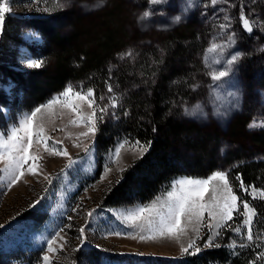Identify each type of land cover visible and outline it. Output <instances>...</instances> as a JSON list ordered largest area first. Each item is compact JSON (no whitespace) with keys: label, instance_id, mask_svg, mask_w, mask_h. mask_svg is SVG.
<instances>
[{"label":"rangeland","instance_id":"rangeland-1","mask_svg":"<svg viewBox=\"0 0 264 264\" xmlns=\"http://www.w3.org/2000/svg\"><path fill=\"white\" fill-rule=\"evenodd\" d=\"M232 4L241 5L254 15L253 35L248 45L244 41L239 42L240 38L237 41L236 31H241L242 28L236 23L238 16L233 12ZM146 12L147 16L144 15ZM226 16L230 18V26L222 29L221 24L229 23L225 20ZM7 17L14 21V31L11 33L17 38L12 58L16 65L9 66L21 75L17 73L14 79L4 72L0 75V131L18 124L25 114L59 96L68 87L87 90L67 85L29 111H20L21 105L15 101V96L20 95V84L25 86L24 91L33 92L22 79L26 73H29L26 74L28 78L31 72L27 71L33 70L35 74L31 75L29 85L40 83L38 87L44 88L43 84L47 79L45 76L56 66L54 53L51 52L56 51L57 55L64 51L82 53L86 49L87 53L93 55L97 52V45L99 49H103L101 43L95 42L105 33L107 37H114L116 42L126 44L114 55L120 59L132 60L136 55L140 56L139 47L152 46L151 43L158 41V37L176 29L183 33L196 29L197 24L200 26L199 31H202V35L198 34L197 38L204 40L202 49L208 51L207 54H202L199 65L202 69L207 67L209 70H205L207 73L204 72L203 79L200 77L198 82L194 80L195 86L192 88L198 87L196 95L178 102L179 114L176 118L194 123L202 130L217 133L219 166L205 176L181 175L169 185L182 177L206 179L217 171L227 173L230 182L232 169L224 161V156L231 151L240 150L244 158L264 161V127H249L254 121L257 124L264 122V58L255 59V56L254 61L238 63L237 60L231 66L227 64L232 54H239L238 59H241L243 56L247 58L246 55L251 51L254 54L264 53V27H261L264 25V0H217L215 5L211 0H157L156 3L151 0H9V11L5 14V19ZM259 21H262L261 25ZM3 33L4 31L0 36ZM229 36L233 37L231 44ZM214 44L223 47L209 51ZM40 46L41 52L36 51ZM129 52L131 55H128ZM91 55L90 60L93 59ZM245 57L243 60H246ZM31 61H43V65L40 68H30L28 64ZM224 70H228V76L220 81H213L212 74ZM202 73L201 70L200 74ZM47 82L50 83V79ZM112 92L115 93V90ZM98 103L105 104L106 99L98 100ZM55 111L57 117L48 125V134L55 140L62 141L60 146L67 150L75 163L66 169L69 164L67 157L42 153L38 175L26 173L11 189L7 188L6 183L0 182V225L4 226L0 228V259L10 255L18 261L12 264H43L47 241L60 232V229H63L60 232L63 239H58L54 245L56 253L49 254L53 264H139L146 258L156 260L157 264H174L186 256H197L198 253L191 254V249L189 253L182 252L180 244L169 238L158 237L144 241L131 238L133 235L138 237L139 232L126 226L124 215L134 211L136 207L148 205L166 192L145 203L117 207L101 205L102 194L112 182L120 179V172L145 151L141 154L138 150H129L126 145L121 150L119 161L113 163L111 157L114 148L125 140L117 142L104 156L102 172L96 178L94 136L75 141V136L85 129L67 126L66 131H60L59 129L68 125L69 115L66 111L62 113L59 105L55 106ZM84 111H89L86 105ZM69 134L72 138H67ZM74 142L80 143L81 147H74ZM85 146L89 147L87 153L84 151ZM185 154L187 157L191 156L187 152ZM109 167L111 171L105 174V169ZM0 168H3V164H0ZM45 176L52 180L51 184L44 179ZM230 184L235 193L248 200L252 207V201L264 200L259 195L252 199L251 195L237 188L239 185L233 186L232 182ZM37 200L40 201L39 204H35ZM93 210L94 214L89 218L87 213ZM242 219L237 215L229 223L234 227ZM81 227L86 229L83 243L79 233ZM225 231L222 229L221 234L213 238L214 244L224 237ZM116 232L121 235H114ZM189 235L201 250L210 248L204 247L209 236L207 227L200 228L199 239H196L195 233L190 232ZM232 241L236 242L235 249L230 248L229 243L225 244L230 257L236 254L237 246L240 245L235 239ZM182 243L186 247L188 237ZM261 251H264V245L254 253L255 259H251V262L264 264V259H256ZM118 259L123 260L111 261ZM210 264L222 263L211 260Z\"/></svg>","mask_w":264,"mask_h":264},{"label":"trees","instance_id":"trees-1","mask_svg":"<svg viewBox=\"0 0 264 264\" xmlns=\"http://www.w3.org/2000/svg\"><path fill=\"white\" fill-rule=\"evenodd\" d=\"M232 10L238 16L236 23L242 28L241 31H236L237 41L240 38L239 42L244 41L248 45L253 33L247 32L243 28V22L239 20L241 5L232 4ZM243 10L250 22H255L252 19L254 15L244 8ZM5 20L4 33L0 36V75L4 72L14 79L19 72L11 69L9 65L14 64L12 58L17 38L11 33L14 31L12 18L7 17ZM259 24L261 25L262 21ZM195 25L196 29L192 28L193 30H186L184 33L176 29L158 37V41L151 43L152 46L139 47L140 56L136 55L132 60L116 57L115 52L126 44L116 42L114 37H107L105 33L95 42L101 43L103 49H99L97 45V52L93 55L87 53L86 49H83L84 53L64 51L57 55L56 51L51 52L54 53L56 66L45 76L47 79L43 84L44 88L38 87L40 83L29 85L31 75L35 74L33 70L27 71L31 72L28 78L27 73L25 76L22 74V81L33 92L24 91L25 86L20 84V95L15 96V101L21 105L20 111H29L67 85H73L74 88H92L97 98L103 96L106 99V103L102 105L107 107V112L102 114L103 119L97 121V131L93 138L97 161L96 178L102 172L104 156L117 142H151L147 151L126 166L120 172V179L112 182L102 194V206L145 203L166 192L170 182L181 175L205 176L218 168L217 133L202 130L194 123L176 118L179 114L178 102L196 95L198 87L192 88L195 86L194 80L198 82L203 79L207 73L205 70H209L207 67L202 69L199 65L202 54H207L208 51L202 49L204 40L197 38L198 34L202 35V31H199V25ZM54 37L57 38L56 35ZM40 49L41 46L36 51ZM89 54L93 56L92 60L89 59ZM246 56L247 58L243 56L238 59V63L254 61L255 56V59L264 58V53L254 54L251 51ZM244 57L246 60H243ZM48 79L50 83L47 82ZM108 85H111L115 93L108 92ZM113 95L117 97L115 108L107 103V99L110 100ZM186 152L191 156L187 157ZM224 161L231 166L230 182L233 186L239 185L240 181L236 179L239 176L246 186L264 189V161L244 158L240 150L227 153ZM251 203L256 211L253 219L254 233H264V200ZM225 230L224 237L219 238L216 243L221 247L203 249L197 256H186L174 264H210L211 260L222 264H248L251 259L254 260V253L256 254L263 245L259 248L255 245L248 247L250 250L237 246L236 254L230 257L225 244H231L234 239L241 243V237L230 229ZM244 242L247 243L246 240ZM1 258L3 259H0V264L18 262L16 257L10 255ZM139 264H157V261L146 258Z\"/></svg>","mask_w":264,"mask_h":264},{"label":"snow or ice","instance_id":"snow-or-ice-1","mask_svg":"<svg viewBox=\"0 0 264 264\" xmlns=\"http://www.w3.org/2000/svg\"><path fill=\"white\" fill-rule=\"evenodd\" d=\"M151 2L156 3L157 0H151ZM216 2L217 0H211L213 5ZM8 11L9 0H2L0 2V33L3 32L5 14ZM144 15L147 16L148 13L146 12ZM225 20L229 23L221 24L222 29L230 26V18L226 16ZM239 20L243 22V28L252 33L254 22H250L244 14L243 7L240 10ZM228 40L231 44L233 37L229 36ZM218 47L223 46L214 44L209 51H216ZM128 55L131 53L129 52ZM238 58L239 54H232L231 58L227 60V64L233 65ZM42 65L43 61H31L28 67L40 68ZM228 74V70L219 71L212 74V79L213 81H220ZM107 90L109 93L113 91L111 85H108ZM98 100L103 101L104 97L99 96L97 98L95 90L92 88L76 90L68 87L59 96L25 114L18 124L10 129L0 131V164H3V168H0V173L3 174L0 176V182L6 183L7 188L11 189L13 185L25 177L26 173L33 176L38 175L40 173V161L43 159L42 153L67 157L69 164L66 165V169L75 163L67 150L60 146L62 141L55 140L48 134V125L53 123L54 118L57 117L55 106L59 105L62 113L66 111L69 115L68 125L59 129L60 131H66L67 126L85 129L75 136V141L94 136L97 131V121L103 119L102 114L107 112V107L99 104ZM109 103L115 108L117 97L112 96ZM85 105L89 109L87 112L84 111ZM258 126L264 127V122L257 124L254 121L249 125L250 128ZM67 138H72L71 134ZM126 145L129 150H138L142 154L151 146V142L142 144L137 140L130 144L127 140L123 141L113 150L111 157L113 163L119 161L121 150ZM73 146L79 148L81 144L74 142ZM84 151L87 153L89 147L85 146ZM109 171L111 168H106L105 174ZM44 179L49 184L52 183L48 176H45ZM236 179L240 181L239 188L247 195H251L252 199H256L257 195L264 198V189L246 186L239 176ZM39 203V200L35 202V204ZM93 214L94 210L89 211L87 216L91 218ZM237 215L243 219L233 227L229 222L234 221ZM255 216L256 211L250 202L235 193L229 182L228 174L224 171H217L206 179L182 177L174 180L165 194L156 197L148 205H141L136 207L134 211L127 212L123 219L127 227L135 228L139 232V236L133 235L132 239L139 238L144 241L154 240L158 237L169 238L180 244L182 252L189 253L191 249V254L195 255L201 251V247L197 246L195 239L189 233H195L196 239H199L202 226L207 227L209 231L204 247H221L220 244L213 243V238L219 236L222 229H230L241 237L239 245L241 249L253 245L256 248L261 247L264 245V233H254L253 218ZM2 227L4 226L0 225V228ZM60 232H63V229H60ZM60 232H57L53 238L47 241V253L42 257L43 264H53L49 254L56 253L57 249L54 245L58 239H63ZM79 233L81 243H83L86 229L81 227ZM114 235L119 236L121 233L116 232ZM185 237H188L186 247L182 243ZM245 240L247 243L244 242ZM229 247L235 249L236 242L232 241ZM62 248L63 245H61V250ZM256 259H264V251L259 252ZM251 264H255V261H252Z\"/></svg>","mask_w":264,"mask_h":264}]
</instances>
